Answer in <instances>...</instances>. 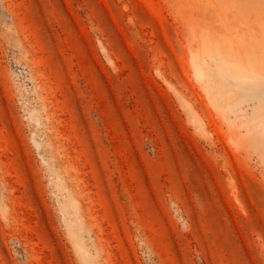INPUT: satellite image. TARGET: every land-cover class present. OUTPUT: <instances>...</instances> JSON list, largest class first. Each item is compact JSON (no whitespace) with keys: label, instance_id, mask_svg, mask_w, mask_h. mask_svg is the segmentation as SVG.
I'll return each mask as SVG.
<instances>
[{"label":"rangeland","instance_id":"1","mask_svg":"<svg viewBox=\"0 0 264 264\" xmlns=\"http://www.w3.org/2000/svg\"><path fill=\"white\" fill-rule=\"evenodd\" d=\"M0 264H264V0H0Z\"/></svg>","mask_w":264,"mask_h":264}]
</instances>
